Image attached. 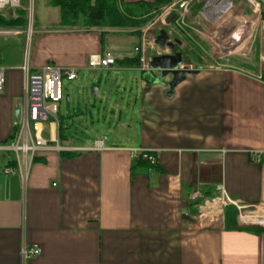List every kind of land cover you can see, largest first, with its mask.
<instances>
[{
    "label": "crops",
    "instance_id": "0c3cea01",
    "mask_svg": "<svg viewBox=\"0 0 264 264\" xmlns=\"http://www.w3.org/2000/svg\"><path fill=\"white\" fill-rule=\"evenodd\" d=\"M42 6L26 51L24 30L0 33V144L13 136L22 65L80 70L104 50L117 59L134 55L123 29L60 28L58 8ZM253 18L243 57L199 68L172 96L141 57L137 66L107 67L137 68L141 77L129 99L115 101L104 149L66 138L75 149L37 152L25 181L3 172L14 156L0 151V264H264V227L255 224L264 223V19ZM123 108L131 111L125 118ZM132 149L150 151L156 163ZM220 185L232 203L216 225L202 226L189 194L213 196ZM237 205L250 210L240 216ZM32 244L40 253L22 262L21 246Z\"/></svg>",
    "mask_w": 264,
    "mask_h": 264
},
{
    "label": "rangeland",
    "instance_id": "374dc122",
    "mask_svg": "<svg viewBox=\"0 0 264 264\" xmlns=\"http://www.w3.org/2000/svg\"><path fill=\"white\" fill-rule=\"evenodd\" d=\"M232 8L224 11L221 14L210 12L207 5L195 3L194 9L183 18V24H175L174 17L176 12L168 11V15H172L169 22L171 25L162 24L160 21L161 14L164 8L170 4L163 3L159 6L157 11H153L149 18L142 24L133 28L125 29L122 32L131 34L134 42V47L140 49V53H136L139 57L142 55L143 59L157 55L160 52L168 51L166 47H161L153 42V37L156 36L160 29H165L171 40L177 38L181 39L182 43L179 51L182 53V63L188 68L194 66L206 67L207 65L220 63L226 59H234L243 57L248 45L251 43L253 35L256 32V14L248 9V7L241 0H230ZM44 0H33L34 15L37 17L43 14L41 8ZM21 6L27 7L26 0H20ZM26 9V8H25ZM205 10L203 13L208 19L201 16L198 11ZM9 10V11H8ZM9 12L14 17L19 10H10L8 6L2 12ZM250 11V13H249ZM25 13L28 15L27 10ZM34 15L32 18V30L34 25ZM245 29H250V42L246 41V32L244 41L236 46L239 34ZM240 27V28H239ZM26 28V23L23 26L16 28L0 27L1 32L9 33L10 30L20 31ZM5 31V32H4ZM128 33H124L128 35ZM27 34V33H26ZM25 34V51L28 46L27 35ZM193 40L196 41L197 46L193 45ZM233 45L229 44L235 41ZM142 48L144 50L142 51ZM134 49V48H133ZM132 52L135 55L134 50ZM149 66V62L147 63ZM154 71V70H152ZM116 72L119 80L115 81L116 86L112 85L113 73ZM156 72V71H155ZM111 76V77H110ZM121 77V78H120ZM141 77V71L137 68H96L76 69V78L67 80L65 76L61 78L62 99L59 104L58 118L62 119L64 132L68 139H71L75 144H83L91 146L96 138L105 136L106 141L112 135L111 127V109L116 100H121L122 97L129 99L130 89H135V80L138 81ZM100 86L99 94L93 96L90 93L92 86ZM106 89V93H105ZM68 96V100H66ZM127 113L131 111L123 108L121 118H125ZM118 109L115 111V118H117ZM129 117V116H128ZM131 117V115H130ZM44 136L47 137L46 133ZM244 211H249L250 208H242ZM238 211V210H237Z\"/></svg>",
    "mask_w": 264,
    "mask_h": 264
},
{
    "label": "built area",
    "instance_id": "2783aa9c",
    "mask_svg": "<svg viewBox=\"0 0 264 264\" xmlns=\"http://www.w3.org/2000/svg\"><path fill=\"white\" fill-rule=\"evenodd\" d=\"M207 5L209 9L218 5L222 0H173L164 8L161 14L160 21L166 24L165 19L168 16V11H175L176 16L174 22L177 25L183 24V18L189 12L195 3ZM252 14L260 15L264 0H241ZM228 4L227 10L232 8L230 0H225ZM27 7L20 4V0H0V12L8 6L10 10H22L25 13L26 28L24 29L27 37L32 33V18L34 15L33 0H26ZM9 11V10H8ZM206 11H198L206 20H209L203 13ZM210 21V20H209ZM167 25H171L167 23ZM240 28V27H239ZM238 35L236 38L237 45L244 41L246 32V41L250 40V29ZM5 32V31H4ZM9 33H18L19 31L10 30ZM0 33L1 32L0 30ZM155 36L153 37V42ZM231 41L229 44L236 43ZM251 41V40H250ZM249 41V42H250ZM245 42V41H244ZM155 43V42H154ZM156 44V43H155ZM135 54L140 53L138 47H134ZM144 48H142V51ZM168 52V51H167ZM143 58V56H140ZM116 57L109 51L104 50L101 53H94L88 56L87 67L89 69H96L101 67H109L115 64ZM146 70L149 69L147 63L142 65ZM25 72V85L23 88V96L17 107L16 121L14 124L13 136L7 142L0 144V151L11 152L14 156L13 165L6 166L3 172L6 174L18 173L23 181L27 177L29 167L32 163L34 155L43 150L56 151H72L75 148L63 144L59 138L58 126V110L62 99L61 78L65 76L67 80L76 78V69L74 68H60L55 65L45 64L34 71L30 72L26 64L22 65ZM5 74L4 67L0 65V91L4 86ZM49 124L46 133V124ZM46 133L47 137L44 136ZM105 137L96 138L90 147L84 150H102L104 146ZM80 150V148H78ZM131 153L136 158H140L151 165L156 163L155 154L143 149H132ZM218 193L213 196H206L199 190H193L189 194V201L193 203L196 208L195 218L202 226H213L220 220L223 209L232 203L224 191L222 185L218 186ZM237 205L238 215L242 216L244 211ZM255 223V222H254ZM264 227V223H255ZM40 247L37 244L22 245L20 249V257L22 262L30 257H34L40 253Z\"/></svg>",
    "mask_w": 264,
    "mask_h": 264
},
{
    "label": "trees",
    "instance_id": "16d2710c",
    "mask_svg": "<svg viewBox=\"0 0 264 264\" xmlns=\"http://www.w3.org/2000/svg\"><path fill=\"white\" fill-rule=\"evenodd\" d=\"M47 4L58 8L59 20L57 26L64 29L84 30L91 29H129L144 23L153 11H157L163 3L170 0H154L152 2L137 0H46ZM264 19V6L260 13ZM25 24V13L22 10L14 17L8 11L0 12V27L16 28ZM183 56V55H182ZM119 65H139L138 54L132 57H122L115 60ZM145 76V72L143 73ZM264 78V73L262 74ZM59 138H67L63 121L58 118Z\"/></svg>",
    "mask_w": 264,
    "mask_h": 264
},
{
    "label": "water",
    "instance_id": "95a60500",
    "mask_svg": "<svg viewBox=\"0 0 264 264\" xmlns=\"http://www.w3.org/2000/svg\"><path fill=\"white\" fill-rule=\"evenodd\" d=\"M172 15H168L165 19L166 23H169ZM154 42L161 46L166 47L168 52L161 53L150 57L149 59V71H156L154 81L158 84L165 85V95L172 96L175 87L184 81L188 75L198 73L199 66L188 68L182 63V53L177 50V46L180 45V40L175 38L170 39L165 29H160L155 36ZM169 77L168 80L166 78ZM98 92L97 86L90 88V93L96 96ZM68 100V96H66Z\"/></svg>",
    "mask_w": 264,
    "mask_h": 264
},
{
    "label": "bare ground",
    "instance_id": "6f19581e",
    "mask_svg": "<svg viewBox=\"0 0 264 264\" xmlns=\"http://www.w3.org/2000/svg\"><path fill=\"white\" fill-rule=\"evenodd\" d=\"M227 6H228V4L225 2V0H222V2H220L218 5L212 7L211 9L208 10L209 14H211L210 12H214L216 14H221L223 12V10L227 11Z\"/></svg>",
    "mask_w": 264,
    "mask_h": 264
}]
</instances>
